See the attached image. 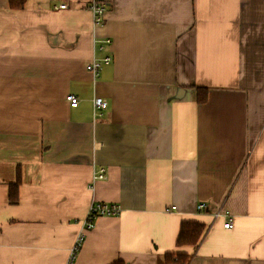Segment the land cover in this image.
Instances as JSON below:
<instances>
[{"label":"crops","instance_id":"crops-1","mask_svg":"<svg viewBox=\"0 0 264 264\" xmlns=\"http://www.w3.org/2000/svg\"><path fill=\"white\" fill-rule=\"evenodd\" d=\"M104 4L0 0V264H264V0ZM91 201L119 213L84 229Z\"/></svg>","mask_w":264,"mask_h":264},{"label":"built area","instance_id":"built-area-1","mask_svg":"<svg viewBox=\"0 0 264 264\" xmlns=\"http://www.w3.org/2000/svg\"><path fill=\"white\" fill-rule=\"evenodd\" d=\"M105 0H89V8L93 15V23L97 24L101 21L102 16L105 12L106 5L104 4ZM66 4L59 5V8H65ZM108 44H110L109 38H104L101 40L97 48L99 50H103ZM111 57L109 55H105L99 59L93 58L87 65L86 70L91 74L92 78L95 79L98 75L99 68L102 63H108L110 62ZM66 100L69 102V105L71 107H76L79 99L73 95L68 94L66 96ZM107 106V102L101 98V97H94L92 99V107H93V115H99L100 111L99 109H104ZM106 178V171L104 168H98L97 170L93 171L91 176V182H94L96 180H101ZM93 189V186H91ZM196 208L198 210H201L204 208V205L202 203H199ZM119 213V206L116 204H107L103 202L98 201H91L89 206L86 210V217L84 219V229H90L94 225V220L96 217L99 216H111V215H117ZM223 226L225 228H230L232 226V222L230 220L226 221ZM84 237L83 232H80L78 236L76 237V240L74 241L73 246L71 247V255L76 252L78 249L82 239ZM73 256L70 257V260L67 264H70L71 259Z\"/></svg>","mask_w":264,"mask_h":264},{"label":"trees","instance_id":"trees-1","mask_svg":"<svg viewBox=\"0 0 264 264\" xmlns=\"http://www.w3.org/2000/svg\"><path fill=\"white\" fill-rule=\"evenodd\" d=\"M25 0H8L11 9H21L24 6ZM207 87H196V101L200 104L207 101ZM17 182L9 186V202L16 203L17 196ZM205 226L204 224L196 221H182L179 225L178 235L175 241L176 246H196L200 241ZM190 255L183 253H164L157 258V264H187ZM111 264H125L123 261L118 260Z\"/></svg>","mask_w":264,"mask_h":264}]
</instances>
